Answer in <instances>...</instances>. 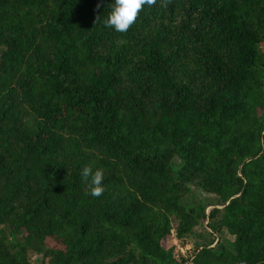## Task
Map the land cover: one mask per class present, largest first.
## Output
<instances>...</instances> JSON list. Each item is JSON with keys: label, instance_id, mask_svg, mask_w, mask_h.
Returning a JSON list of instances; mask_svg holds the SVG:
<instances>
[{"label": "trees", "instance_id": "1", "mask_svg": "<svg viewBox=\"0 0 264 264\" xmlns=\"http://www.w3.org/2000/svg\"><path fill=\"white\" fill-rule=\"evenodd\" d=\"M110 4L0 0V264H173L202 218L187 264H264V0Z\"/></svg>", "mask_w": 264, "mask_h": 264}, {"label": "rangeland", "instance_id": "2", "mask_svg": "<svg viewBox=\"0 0 264 264\" xmlns=\"http://www.w3.org/2000/svg\"><path fill=\"white\" fill-rule=\"evenodd\" d=\"M177 161L178 160H175L174 163H177ZM189 186L190 192L180 200L182 204L193 206L196 210H198L201 205L204 207L206 215L209 214L212 208L219 207L217 206L219 199L216 195L205 192L194 184H190ZM233 238L234 237L228 234L224 229L218 231L211 230L209 227V220L207 218H202L197 226H195L182 241L177 240L173 233L171 238L175 260L173 264H187V261H190L193 255L194 249L209 239H215L219 242H230ZM28 256L32 263H35L39 259V256L33 253H29Z\"/></svg>", "mask_w": 264, "mask_h": 264}, {"label": "clouds", "instance_id": "3", "mask_svg": "<svg viewBox=\"0 0 264 264\" xmlns=\"http://www.w3.org/2000/svg\"><path fill=\"white\" fill-rule=\"evenodd\" d=\"M156 0H111L110 10L103 24L116 32H125L137 18L142 7H150ZM82 180L87 185V194L98 197L104 191V174L101 168L83 166L79 173Z\"/></svg>", "mask_w": 264, "mask_h": 264}]
</instances>
